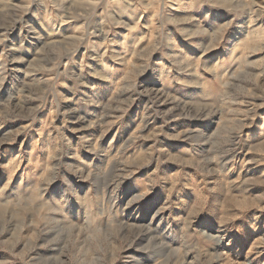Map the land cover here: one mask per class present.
Segmentation results:
<instances>
[{
    "label": "rangeland",
    "instance_id": "374dc122",
    "mask_svg": "<svg viewBox=\"0 0 264 264\" xmlns=\"http://www.w3.org/2000/svg\"><path fill=\"white\" fill-rule=\"evenodd\" d=\"M0 264H264V0H0Z\"/></svg>",
    "mask_w": 264,
    "mask_h": 264
}]
</instances>
